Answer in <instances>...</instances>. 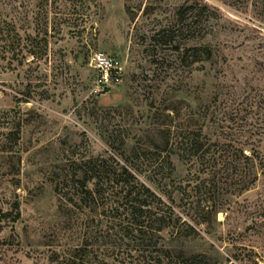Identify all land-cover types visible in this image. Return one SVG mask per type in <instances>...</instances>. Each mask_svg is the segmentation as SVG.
Returning a JSON list of instances; mask_svg holds the SVG:
<instances>
[{
    "label": "rangeland",
    "instance_id": "374dc122",
    "mask_svg": "<svg viewBox=\"0 0 264 264\" xmlns=\"http://www.w3.org/2000/svg\"><path fill=\"white\" fill-rule=\"evenodd\" d=\"M143 200L264 264V0H0V264H152Z\"/></svg>",
    "mask_w": 264,
    "mask_h": 264
},
{
    "label": "trees",
    "instance_id": "16d2710c",
    "mask_svg": "<svg viewBox=\"0 0 264 264\" xmlns=\"http://www.w3.org/2000/svg\"><path fill=\"white\" fill-rule=\"evenodd\" d=\"M192 142H194V139ZM165 159L168 160V157H166ZM122 170L125 171V169H122ZM145 192L149 194V197L152 198V200H154L153 194L149 193L148 190H145ZM142 196L143 195L138 192L136 195V198L142 197ZM146 203L147 202L145 200L136 202V204L139 206L135 207V210L138 213H140L139 216L144 215L143 219L146 220L145 221L146 223H149V228L146 231L148 234H145L141 231V229H138L140 232V235L137 239L139 240L141 244H144L147 241L152 242V245H151L153 248L152 253L156 254L155 257L152 258V261H153L152 264H201L200 262L202 261L206 263L204 256L189 253V251L187 252L184 250V247L182 245L184 242L182 240H185V238L189 237V235L183 234L184 236L183 235L176 236V234H179L177 232L175 236H173L174 237L173 238L172 237L173 230H169V234H170L169 239H172L173 240L172 243L175 242L177 246L170 245V243L168 242L169 241L168 239L165 246L162 244L159 249H156L155 246L158 243V238H160L158 236V233L162 232L163 230L162 227L165 225H162V226L160 225L162 222V216L158 215L157 212L156 213L153 212L154 209L153 208L150 209V206L148 207L147 205H145ZM145 206H147V208ZM140 224H143V223L137 221L134 225L141 227ZM181 224L184 226L188 225L186 221H183ZM151 225H153V227H151ZM154 225L156 226L154 227ZM187 227L189 228V226ZM192 232L194 231L192 230ZM144 248H146L147 250V245H144Z\"/></svg>",
    "mask_w": 264,
    "mask_h": 264
},
{
    "label": "built area",
    "instance_id": "2783aa9c",
    "mask_svg": "<svg viewBox=\"0 0 264 264\" xmlns=\"http://www.w3.org/2000/svg\"><path fill=\"white\" fill-rule=\"evenodd\" d=\"M102 62H103V65H104L105 67L109 66V63H107V61L103 60ZM107 69H108V68H107Z\"/></svg>",
    "mask_w": 264,
    "mask_h": 264
}]
</instances>
